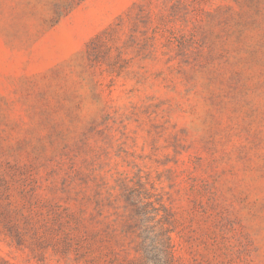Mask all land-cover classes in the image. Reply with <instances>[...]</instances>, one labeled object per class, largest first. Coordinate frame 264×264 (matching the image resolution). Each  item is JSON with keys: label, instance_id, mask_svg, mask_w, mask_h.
<instances>
[{"label": "rangeland", "instance_id": "rangeland-1", "mask_svg": "<svg viewBox=\"0 0 264 264\" xmlns=\"http://www.w3.org/2000/svg\"><path fill=\"white\" fill-rule=\"evenodd\" d=\"M0 264H264V0H0Z\"/></svg>", "mask_w": 264, "mask_h": 264}]
</instances>
